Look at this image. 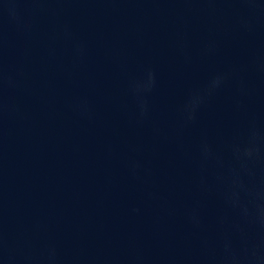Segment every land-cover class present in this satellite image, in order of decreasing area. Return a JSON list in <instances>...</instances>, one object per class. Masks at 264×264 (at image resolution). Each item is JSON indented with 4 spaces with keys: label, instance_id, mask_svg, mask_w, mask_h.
Wrapping results in <instances>:
<instances>
[{
    "label": "water",
    "instance_id": "water-1",
    "mask_svg": "<svg viewBox=\"0 0 264 264\" xmlns=\"http://www.w3.org/2000/svg\"><path fill=\"white\" fill-rule=\"evenodd\" d=\"M0 264H264V0H0Z\"/></svg>",
    "mask_w": 264,
    "mask_h": 264
}]
</instances>
